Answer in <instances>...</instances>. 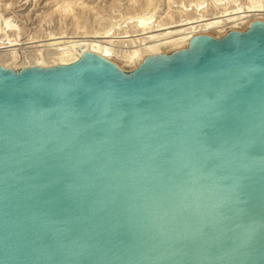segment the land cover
Here are the masks:
<instances>
[{
  "label": "water",
  "instance_id": "obj_1",
  "mask_svg": "<svg viewBox=\"0 0 264 264\" xmlns=\"http://www.w3.org/2000/svg\"><path fill=\"white\" fill-rule=\"evenodd\" d=\"M0 264H264V21L0 66Z\"/></svg>",
  "mask_w": 264,
  "mask_h": 264
},
{
  "label": "bare ground",
  "instance_id": "obj_2",
  "mask_svg": "<svg viewBox=\"0 0 264 264\" xmlns=\"http://www.w3.org/2000/svg\"><path fill=\"white\" fill-rule=\"evenodd\" d=\"M52 2V12L38 21L40 28L28 29L21 26L27 18L23 14L17 25L4 19L1 10L11 2H0L1 67L68 65L92 51L133 70L149 55L189 48L196 33L220 38L229 30L244 31L254 19L264 21V0H111L96 12L84 0ZM90 14L91 23L85 18ZM53 15L66 25L51 27Z\"/></svg>",
  "mask_w": 264,
  "mask_h": 264
},
{
  "label": "rangeland",
  "instance_id": "obj_3",
  "mask_svg": "<svg viewBox=\"0 0 264 264\" xmlns=\"http://www.w3.org/2000/svg\"><path fill=\"white\" fill-rule=\"evenodd\" d=\"M4 1H10L11 2V5H10V7H8V9L1 10V13L4 16V19H7V20H9L12 23H15L17 25V24H19L17 16L20 14L25 15V17H27L26 21L24 23L26 26L24 24L23 25L21 24V26L24 27V29L31 28L35 25L37 26V28H40V26H38V25L40 23L39 20L41 19V17L43 15L51 13L52 10L54 9V6H53L54 4H53L52 0H34L31 3H26V0H0V2H2V3ZM81 1H83V0H81ZM84 1L87 2L90 6L96 7L95 8L96 10H94V12H96L98 10L100 11L103 8V6H106V5H108V3L111 2V0H84ZM123 1H126V0H123ZM77 14L78 13H76V16H77ZM91 15H93V14L87 15L85 17L86 20L88 19L87 21H89V19H90V21L92 20L90 17ZM57 16L58 15H53L52 18L50 19L51 21L49 23H50V25H52L51 27H53V28L64 27L67 22L63 20L61 22L63 24V26H62L60 23V20L58 19L59 17H57ZM38 21H39V23H38ZM63 22H66L65 25ZM45 27H47V25H45L43 27V29H45ZM26 49L28 50V52L26 50V53L32 52V50L30 48H26ZM123 69L126 71H132L129 66H125V68H123Z\"/></svg>",
  "mask_w": 264,
  "mask_h": 264
}]
</instances>
